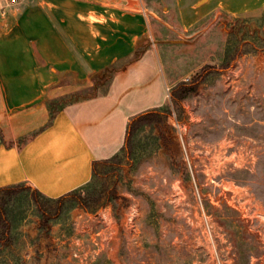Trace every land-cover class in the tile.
<instances>
[{
    "label": "rangeland",
    "instance_id": "rangeland-1",
    "mask_svg": "<svg viewBox=\"0 0 264 264\" xmlns=\"http://www.w3.org/2000/svg\"><path fill=\"white\" fill-rule=\"evenodd\" d=\"M73 1L86 2L14 0L0 11V54L12 60V75L40 63L33 54L56 30L88 75L87 57L101 41L139 39L118 68L156 56L155 75L139 67L135 76H149L168 118L142 127L121 165L77 191L89 211L68 198L59 218L44 223L23 184L8 208L11 245L0 246V264H264V11L213 13L185 30L175 0H92L104 4L102 18L97 6L76 14ZM110 69L79 82L61 77L56 85L74 86L44 98L50 115L107 91ZM193 78L197 91L173 104V87ZM27 86L40 99L37 84ZM150 95L135 101L144 106Z\"/></svg>",
    "mask_w": 264,
    "mask_h": 264
},
{
    "label": "crops",
    "instance_id": "crops-1",
    "mask_svg": "<svg viewBox=\"0 0 264 264\" xmlns=\"http://www.w3.org/2000/svg\"><path fill=\"white\" fill-rule=\"evenodd\" d=\"M73 2L76 14L92 13L89 5L99 8L96 14H101V18L107 16L103 3ZM125 4L138 5L137 0H125ZM175 5L179 25L185 30L213 13L240 16L264 11V0H175ZM132 16L139 14L132 13ZM86 29H90L87 24ZM102 37L105 39L103 34ZM138 41L132 46L123 38L112 43L101 41L102 48L90 51L86 63L92 76L117 68L110 88L94 97L69 103L53 117L44 98L55 99L56 91L74 86L56 85L60 78L67 73L75 74V82L89 78L87 72L79 69V64L65 53L60 32L56 30L53 43L43 41L42 52L35 50L33 55L39 57L40 63L35 58L24 75H12L8 70L12 60L0 54V187L24 184L48 198H60L93 180L94 162L120 153L126 143L128 124L138 115L157 109L164 101L160 102L158 95L151 97L154 89L146 83L149 81L147 75H155L160 70L158 60L151 52L118 68L134 53ZM2 50H7L5 44L0 45ZM46 50L51 55H47ZM139 67L147 68L148 74L135 76ZM124 80L128 81L124 84ZM29 83L37 84L40 99L27 91ZM135 83L137 88L131 85ZM76 91L65 92L62 96ZM137 93L151 94L149 98L152 99L140 106V102L135 101Z\"/></svg>",
    "mask_w": 264,
    "mask_h": 264
},
{
    "label": "trees",
    "instance_id": "trees-1",
    "mask_svg": "<svg viewBox=\"0 0 264 264\" xmlns=\"http://www.w3.org/2000/svg\"><path fill=\"white\" fill-rule=\"evenodd\" d=\"M110 70L111 69H108L106 72H110ZM196 81L197 79L193 78L192 82H190V80L181 81L175 85L171 93V100L173 104L179 105L190 94L195 93L197 91ZM58 112L59 110L53 111L52 117ZM167 118L168 114H163V112L159 109H153L134 118L127 126L126 143L120 153L102 162H94L93 180L103 181L105 176L109 174L108 170L110 168L112 170L121 165V155H130L132 153L135 136L142 127L163 124ZM101 186H103L102 183ZM26 190L27 188H23L22 185L0 187V246L11 245L12 224L8 218V208L11 203L17 198H20ZM27 191H30L29 197L33 204L37 207L44 223H47L50 219L59 218L66 203V199L68 198L70 201L81 205L84 210L89 211L88 199L79 195L77 193L78 190L56 199L48 198L37 190L28 189ZM102 191L103 190L97 193V199L102 198Z\"/></svg>",
    "mask_w": 264,
    "mask_h": 264
},
{
    "label": "built area",
    "instance_id": "built-area-1",
    "mask_svg": "<svg viewBox=\"0 0 264 264\" xmlns=\"http://www.w3.org/2000/svg\"><path fill=\"white\" fill-rule=\"evenodd\" d=\"M14 0H0V11L5 10Z\"/></svg>",
    "mask_w": 264,
    "mask_h": 264
}]
</instances>
